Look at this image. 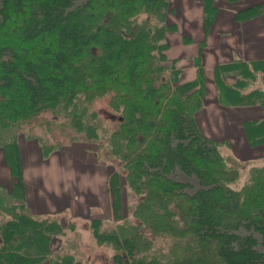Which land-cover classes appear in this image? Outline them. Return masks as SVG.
<instances>
[{"label": "trees", "instance_id": "1", "mask_svg": "<svg viewBox=\"0 0 264 264\" xmlns=\"http://www.w3.org/2000/svg\"><path fill=\"white\" fill-rule=\"evenodd\" d=\"M168 6L169 0H0V150L12 181L9 188L0 184V217L7 218L0 223V264H79L71 255L52 257L64 227L26 209L17 132L52 112L95 137L87 103L106 94L119 113L107 141L117 164L108 180L115 226L106 232L99 218L90 220L95 240L113 245L118 264H264V165L250 167L245 182L232 187L244 166L225 160V143L203 136L195 119L205 95L202 68L182 82L175 62L166 63L164 36L174 30ZM204 13L209 28L216 13L210 0ZM257 74L264 84V61L216 66L218 104L264 107V90L248 86ZM243 128L251 147L264 144V120ZM174 172L195 178L193 193L169 177ZM122 181L137 199L129 218ZM155 238L166 247L155 252Z\"/></svg>", "mask_w": 264, "mask_h": 264}, {"label": "crops", "instance_id": "2", "mask_svg": "<svg viewBox=\"0 0 264 264\" xmlns=\"http://www.w3.org/2000/svg\"><path fill=\"white\" fill-rule=\"evenodd\" d=\"M204 1L169 0L166 21L174 30L164 36L166 58L175 62L182 82L195 78L198 65L203 70L206 99L195 116L202 135L225 143L228 155L240 163L264 158V144L251 147L243 128L245 122L264 120V107H222L213 83L218 65L234 60L264 61V10L249 19L236 18L240 11L264 6V0H210L216 13L209 28L204 23ZM37 144L22 139L18 143L25 202L31 215L63 214L72 220H88L95 215L93 212L108 210V181H104V165L96 161L94 153L70 148L44 157ZM75 166L78 174H85L79 194L72 187L75 178L71 169ZM5 173L11 179L9 171Z\"/></svg>", "mask_w": 264, "mask_h": 264}, {"label": "rangeland", "instance_id": "3", "mask_svg": "<svg viewBox=\"0 0 264 264\" xmlns=\"http://www.w3.org/2000/svg\"><path fill=\"white\" fill-rule=\"evenodd\" d=\"M166 63H170L167 58ZM229 75L230 76H228L227 82L232 83L233 75ZM165 77L166 76L163 75L162 79L164 80ZM180 81H182L181 78ZM262 82L257 74L253 82H250L248 86H250L251 89L259 88L264 90V84ZM205 99L206 93L203 100ZM94 100L95 101L87 103V109L89 115H91V113L95 114L96 122L90 123V120L88 121L90 125H94L95 127V137L90 138L88 135H86V128L84 129V127L77 129L73 125H70L69 119L64 118L65 116L63 114L45 112L40 114L39 116L34 117L28 123H24V125L22 124L20 126V130L18 131L19 133L17 132L18 143L21 139L23 142L34 141L38 143L37 145H39V149L44 157L54 152H59L61 149L66 150L70 148H75V151H82L83 149L84 151L92 152L96 157V161L104 165L103 178L104 181H108L110 175L113 172L117 171V164L115 162L116 160L114 161L110 156L107 141H109L110 135L116 126V117L119 113L114 112L111 105L109 104L110 95L106 94L100 97H96ZM84 119L88 118L84 117ZM44 145H46V147ZM42 147L43 149L45 148L44 153L42 151ZM225 149L226 148L224 145L219 147V151L221 152L225 160L233 164H237V167H239V164L244 166V168L239 167V179L234 185H232V187L237 188L245 182V180L248 178V169L250 167H260L264 165V158L254 160L251 159L249 160V162L246 161V163H240L239 161L229 156V150ZM82 157L85 156L82 155ZM76 167L77 166L71 169L72 178H75V182L72 183V187L73 192H78L79 194L81 192L79 188V186H81V177L85 174H82L80 172L78 174L79 169L78 167ZM6 169V166H4L2 162V152L0 150V184L9 188L12 185V181L5 173V171H7ZM119 171L121 172L122 168L119 167ZM169 177L175 181L190 184L192 187L186 190L188 193H193V191L197 188V182L195 178L184 176L180 172H174L170 174ZM123 181L121 196L124 209H122V212L125 218H129V215L131 214V211L135 206L137 199L133 193L128 191V189L123 184ZM25 206L28 213L30 214L26 203ZM93 214L95 215L88 220L84 219L83 217H78L72 220L70 217L64 216L63 214H44L34 216L36 218L54 219L59 222L62 227H64V233L60 237L53 240L52 250H55V252L53 253L52 257L65 254L73 256L74 259L79 262V264H118L113 259V255L115 254L113 245L109 242L98 243V241L95 240L94 236L92 235V229L90 226V220H92L93 218H99L103 222L101 230L110 232L114 228L115 222L113 220L114 218L111 209V200H109L108 210H100V212H93ZM6 219V217H0V223L5 222ZM164 245L165 244L163 243L162 239L155 238V242L153 244V247L156 249L155 252L158 250L160 251V249L164 247Z\"/></svg>", "mask_w": 264, "mask_h": 264}]
</instances>
